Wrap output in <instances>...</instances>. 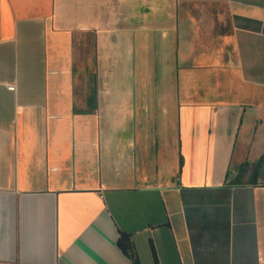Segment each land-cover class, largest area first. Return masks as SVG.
<instances>
[{
    "label": "crops",
    "instance_id": "1",
    "mask_svg": "<svg viewBox=\"0 0 264 264\" xmlns=\"http://www.w3.org/2000/svg\"><path fill=\"white\" fill-rule=\"evenodd\" d=\"M263 262L264 0H0V264Z\"/></svg>",
    "mask_w": 264,
    "mask_h": 264
},
{
    "label": "trees",
    "instance_id": "2",
    "mask_svg": "<svg viewBox=\"0 0 264 264\" xmlns=\"http://www.w3.org/2000/svg\"><path fill=\"white\" fill-rule=\"evenodd\" d=\"M118 245L124 251V253L134 256L131 240L125 234H121V237L118 240Z\"/></svg>",
    "mask_w": 264,
    "mask_h": 264
},
{
    "label": "built area",
    "instance_id": "3",
    "mask_svg": "<svg viewBox=\"0 0 264 264\" xmlns=\"http://www.w3.org/2000/svg\"><path fill=\"white\" fill-rule=\"evenodd\" d=\"M8 89L9 90H12V91H16V85L15 84H9L8 85ZM260 264H264V262L263 263H260Z\"/></svg>",
    "mask_w": 264,
    "mask_h": 264
}]
</instances>
